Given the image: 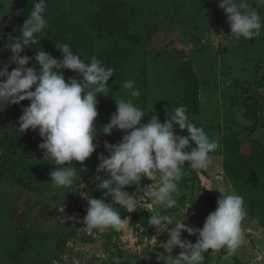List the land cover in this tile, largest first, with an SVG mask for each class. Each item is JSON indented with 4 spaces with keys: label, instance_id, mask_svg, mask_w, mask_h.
<instances>
[{
    "label": "rangeland",
    "instance_id": "374dc122",
    "mask_svg": "<svg viewBox=\"0 0 264 264\" xmlns=\"http://www.w3.org/2000/svg\"><path fill=\"white\" fill-rule=\"evenodd\" d=\"M18 2L0 0V24L4 25L0 35V68L12 56L9 37H19ZM249 2L256 6L254 0ZM46 5L47 25L56 18L66 22V37L74 54L85 62L96 56L106 67L114 69L107 91L97 97V135L116 112L115 100H134L123 87L127 80L136 83L148 72L151 85L163 83L168 89L173 78L170 67L176 69V79L183 80L188 70L180 69L182 63H201L209 69V64L221 63L224 68H219V86L226 87L221 90L222 111L229 113L225 132L264 146V89L259 72L264 58L258 54V48H264V27L251 40L234 38L218 0H46ZM257 11L264 21V6L257 7ZM21 55H26L25 49ZM15 67L10 64L9 71ZM207 74L212 76L211 72ZM13 107L9 104L0 111V264H164L163 256L169 255L163 248L169 239L164 229L157 234L155 228L147 230L126 224L121 230L99 233L86 231L81 222L88 206L86 198H103L106 191L97 188L99 181L95 177L105 178V173L96 171V157L100 153L108 155L105 141L115 144L120 132L113 130L111 135L94 141L98 147L91 155L92 164L95 161L92 178L84 175L88 159L83 164L73 162L80 178L70 188H56L49 175L56 166L43 159V154L16 147L4 156ZM190 170L189 179L195 172ZM15 176L26 179L29 185L17 181ZM125 191L132 193L130 186ZM198 215H194L193 226L200 228ZM255 234L245 235L249 246L241 245L233 254L243 256L247 247L255 253L250 264H263V254L257 251L261 250L257 244L260 235L256 239ZM182 239L195 243L197 236L184 232ZM181 251L174 248L171 255L175 257ZM220 251L226 256L225 250ZM209 259L210 250L205 253L203 264H209ZM216 263L235 264L230 256Z\"/></svg>",
    "mask_w": 264,
    "mask_h": 264
},
{
    "label": "clouds",
    "instance_id": "9594fccd",
    "mask_svg": "<svg viewBox=\"0 0 264 264\" xmlns=\"http://www.w3.org/2000/svg\"><path fill=\"white\" fill-rule=\"evenodd\" d=\"M218 0V7L227 17L231 36L236 39L251 40L260 34L264 21L257 7L264 6V0ZM46 0H33L32 10L19 29L18 38L9 37L8 50L12 53L10 61L0 68V111L9 104L22 107L17 130L37 131L42 138L38 145L43 159L51 161L55 169L49 173L50 182L56 188H70L77 181L78 169L73 162L83 164L97 149L95 120L98 95L107 91L114 69L106 67L93 56L85 62L67 43L57 44L55 48L62 59L54 58L45 50L36 51V67H26L32 60L22 51L39 43L38 35L47 27ZM4 25L0 24V35ZM16 67L9 71V65ZM38 67V71H37ZM64 70L77 75L65 80ZM131 79L123 87L130 97H139L141 92ZM34 88V90H32ZM117 110L108 123L102 126L103 135H111L113 130L123 131L120 142L104 143L108 155H98L96 171L106 174L97 175V188L106 190L103 198L88 196L86 215L81 221L88 232L104 233L108 229L121 230L126 227L127 218H122L114 205L123 207L128 213L138 210L142 198L151 201L152 206H162L164 212L151 214L150 226L164 229L169 239L163 247L169 255L163 256L164 264H203L205 253L224 249L231 256L243 243L242 222L247 215L243 197L235 193L222 192L214 211L209 212L202 228L188 226L184 221L185 212L180 219L166 214L177 205L175 194L178 181L182 178L185 162L197 173L212 163L210 154L219 145L188 117L185 106L176 107L171 115L161 123L158 115H152L147 123H142L145 112L131 99L115 100ZM174 126L188 135L176 134ZM100 135V134H99ZM194 142L193 144H190ZM142 177L154 181L141 188ZM136 185L137 192L125 191L126 186ZM138 193H142L139 194ZM111 197V202L106 199ZM169 225L173 227L169 228ZM163 232V233H164ZM196 235L192 243L182 239V233ZM155 239V238H154ZM180 248L179 255H171L174 248Z\"/></svg>",
    "mask_w": 264,
    "mask_h": 264
},
{
    "label": "crops",
    "instance_id": "0c3cea01",
    "mask_svg": "<svg viewBox=\"0 0 264 264\" xmlns=\"http://www.w3.org/2000/svg\"><path fill=\"white\" fill-rule=\"evenodd\" d=\"M258 51L260 58H264L263 46L261 48H258ZM190 64L194 69L198 79L199 101L198 111H189L187 109V115L196 126L202 127L204 131L209 135V137L214 141L218 142L219 145L218 149L210 154L212 163L207 169L202 170L199 173L195 171L193 173V177L191 178L193 181L189 179L192 173L190 167L187 165V162H185V166L183 168V175L180 181H178V191L175 194L177 205L174 208L167 210L166 212V214L172 215L174 219H180L182 218L183 212L186 210V208L191 206L185 212L186 219L184 222L188 226H190V224L191 226H193L195 224L194 215L196 213H199V218L207 217L209 212L215 210L217 206V200L222 195L219 191L235 194L236 192L234 191V188L230 180L226 176L223 168V136L226 133L224 130L226 129L225 121L227 118L229 119V113L226 114V109H224L225 112L222 111L224 101L221 96V90L224 91L226 87L224 89L222 87L223 84H220L219 86V76L221 74L220 72L224 67L221 63H206L210 65V69L209 67L204 66L201 63H199L200 65L194 64L192 62ZM170 69L173 71V78L171 82V87L168 89H165L163 87V83L151 85L147 78L148 72L143 80H136L135 85L139 87L138 89L140 90L141 95L139 97H135L132 102L145 112L146 116L141 121L142 123H147L152 115H158L161 123H163L167 118V113L171 115L176 107L183 106L184 86L182 80H180L179 78L176 79V76H178L176 69H174L173 67H170ZM207 72H211L212 76H209ZM259 72L260 84L263 87L261 89H264V66ZM232 74L237 75V73L234 72H232ZM220 83H222V81ZM174 128L176 129V134L184 136L188 135L186 130L180 131L178 129V126H174ZM120 134L121 137L119 142L121 141L125 133L123 131H120ZM190 144H193L194 146V142L190 141ZM97 159L98 157H96V160ZM94 163L95 161L92 164V169L95 165ZM153 183L154 181L149 180L147 177H142L141 181L139 182L141 188ZM130 189L132 193L137 192L136 185H131ZM204 189L206 190V192H203ZM139 194L142 193H138V195ZM201 199H203L204 205L201 204ZM205 205L208 207H206ZM139 207L144 208L149 216H151V214H155L156 212L165 211L162 206H152L151 201L147 198L141 199ZM246 211L247 215L244 219L245 221L242 222V230L244 232V236H248L249 233L253 232L256 233L255 238L257 239L258 235H260V239H258L259 241H257V244L259 243V247L261 250L258 249L257 251L263 254V256L261 255L262 263V261H264V227L261 226L258 221L250 215L247 209ZM200 212L202 214H200ZM128 218L129 219L126 220V224L130 225L131 217L128 216ZM168 227L171 228L173 227V225H169ZM154 236L156 237V234H154ZM246 242H249L248 239H244V243L242 244L243 248H245V246H249ZM247 247L245 249L246 254H244L243 256L237 254H232L230 256L232 259V256H235L237 258L238 263H236V261L233 259L235 264H250L249 259L253 255L255 256V253L249 250ZM226 256H228L227 253ZM226 256L224 253L222 254L220 250L215 252L210 250L209 264H213V261L214 263H216L217 261L220 262V260Z\"/></svg>",
    "mask_w": 264,
    "mask_h": 264
},
{
    "label": "trees",
    "instance_id": "16d2710c",
    "mask_svg": "<svg viewBox=\"0 0 264 264\" xmlns=\"http://www.w3.org/2000/svg\"><path fill=\"white\" fill-rule=\"evenodd\" d=\"M33 0H19L18 2V20L20 27L27 19V14L32 10ZM18 30L19 36L21 33ZM68 28L66 22L61 18H56L51 21L43 34H39L37 39L39 43L25 49V54L32 57V60L26 67H36L34 59L36 51L45 50L54 58L62 59L61 53L55 48V45L67 43ZM69 46L74 49L70 44ZM191 66V64H190ZM186 63L180 65V69L188 70L184 75L182 83L184 86V103L183 106L189 111H198V79L197 75L192 68ZM38 71V67H37ZM76 73L71 70H64L65 79L76 77ZM29 101H22L19 105H14L11 111V130L8 145L4 150V156L6 157L9 151L16 147H22L31 150L37 154H43L38 145L42 142V138L37 131L27 130L25 133H20L18 128L19 117L22 115V107L29 106ZM120 132V131H119ZM100 134V135H99ZM98 138L104 139V135L99 132ZM121 134L116 143L119 142ZM90 156L87 160V165L83 169L84 175L87 178H91L92 162ZM223 168L226 176L230 180L234 191L237 195L243 197L244 207L248 210L250 215L255 218L258 223L264 227V146L256 144L254 141H245L242 138L226 132L223 136ZM15 179L24 185L28 186L29 182L26 179H22L19 176H15ZM106 203L111 202L109 196ZM116 210L120 213L122 218L130 216V225H140L147 230H151L154 227L150 226L148 219L151 217L148 215L144 208L139 207L137 211L128 213L123 207L114 205ZM206 217H200L198 219V227L202 228ZM224 251V249H221ZM233 259L238 263L235 256Z\"/></svg>",
    "mask_w": 264,
    "mask_h": 264
}]
</instances>
